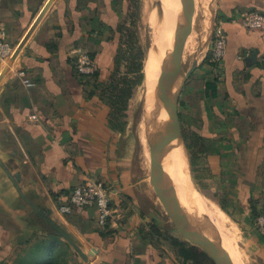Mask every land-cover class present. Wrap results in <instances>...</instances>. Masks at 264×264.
<instances>
[{
	"label": "crops",
	"instance_id": "1",
	"mask_svg": "<svg viewBox=\"0 0 264 264\" xmlns=\"http://www.w3.org/2000/svg\"><path fill=\"white\" fill-rule=\"evenodd\" d=\"M82 1L53 0L0 79V264H23L34 235L57 236L43 216L92 252V264H191L169 237L182 239L148 233L160 207L135 170L132 151L120 147L121 133L108 125L107 106L90 94L94 80L81 82L76 73L77 54L89 52L98 65L96 81H106L118 47L111 0ZM46 2L0 0V23L12 47ZM252 10L264 13V0H215L213 21L225 33V53L208 66L206 82L216 79V97L203 94L190 130L202 141L199 189L235 230L239 260L264 264V237L254 224L264 212V28L240 23ZM20 72L32 85L23 84ZM85 181L109 188L112 215L105 227L98 226L95 208L59 211Z\"/></svg>",
	"mask_w": 264,
	"mask_h": 264
},
{
	"label": "rangeland",
	"instance_id": "2",
	"mask_svg": "<svg viewBox=\"0 0 264 264\" xmlns=\"http://www.w3.org/2000/svg\"><path fill=\"white\" fill-rule=\"evenodd\" d=\"M111 2V17L114 20V25H124V27L128 28L129 30L135 31L138 43L142 47L145 54V64L152 32L151 15L154 9L157 7L158 1L111 0ZM194 6L195 9L192 31L187 38V44H185L186 47H184L181 67L183 71H187L191 67L194 60H196V67L184 82L178 97V113L181 131H190V126L193 124V119L195 120L196 115H198V111L201 107L200 101L202 100L203 94L205 93L203 92V86L206 80L209 78L207 72V70H209L208 66L210 68H214L215 65L220 61L214 60L212 56V47L215 37L214 30L216 28L214 26L215 21H213L215 19V0H194ZM117 36L119 42L120 35L118 34ZM121 71L123 72L124 69L122 68ZM180 83L181 78L179 79V85ZM148 106H152V108L155 109V113L150 112ZM191 112H195L196 115L193 114L192 116ZM150 114H152L154 117V122H159L158 118L160 115L158 114L156 107L151 102H149L143 76L142 83L134 89L132 98L128 102V108L125 117L126 126L124 131L120 134L119 145L121 148H128L132 151L135 170L141 173V175H143L146 180L148 179L149 170L148 142L152 141L158 134V132L152 134V127L149 121ZM182 154L184 157L181 159V170L183 173H186L194 187L192 203L195 202L196 204H202L201 209H196L195 212H193L195 216V219H193L194 224L197 227H202V231L213 240L220 241L228 250L230 255H232L234 261L237 264H241L236 252H234V249L240 248L242 246L235 230L229 223L224 222V220L221 218V214L213 204V199H211V197H207L205 193L199 189L195 176V168L194 172H191L186 148L182 151ZM186 160L187 163H185ZM149 187L151 188L150 185ZM186 193L187 192L184 187V196H187ZM153 199L157 205L160 206V202L154 196V194ZM158 214V221L154 225L155 231H152L153 235L156 236V232L164 234L165 236H168L169 233H172L182 239L173 231V226L164 213L162 207L161 212ZM182 240L185 241L184 239ZM77 261H79L77 264H85L81 259Z\"/></svg>",
	"mask_w": 264,
	"mask_h": 264
},
{
	"label": "water",
	"instance_id": "3",
	"mask_svg": "<svg viewBox=\"0 0 264 264\" xmlns=\"http://www.w3.org/2000/svg\"><path fill=\"white\" fill-rule=\"evenodd\" d=\"M52 1L53 0H47L32 27H30L24 38L14 48L10 58L6 62V65L0 72V79L6 72L8 66L15 60L33 27L47 11ZM180 5L184 20L182 36L180 42L173 51L172 66L165 74L161 87L156 91L160 105L165 111L168 120L164 128L158 132L156 137L152 141L148 142L149 170L148 179L146 180L145 178V180L148 186H151V188L149 187L151 192H153L154 196L159 200L160 206L171 222L173 231L176 234H178L190 245L198 247L201 251H203L213 264H237L232 258V255H230L228 250L220 241L213 240L206 233L203 234L186 218L180 203L178 202L176 192L166 180L162 169L161 161L164 149L173 139L177 137L181 138L182 131L178 113V97L184 82L196 67V60L193 61L191 67L187 71H183L181 67L184 47L187 38L192 31L195 9L194 0H180ZM179 77L181 78V83L180 85H177L174 91L173 87ZM43 219L50 227V229H48L50 233L61 237L68 245H70L72 250L85 264H92L90 261V257L93 256L92 252L84 253L80 246L75 242L73 236L68 233L66 229L59 226L46 216H43ZM240 263L243 264L241 261Z\"/></svg>",
	"mask_w": 264,
	"mask_h": 264
},
{
	"label": "trees",
	"instance_id": "4",
	"mask_svg": "<svg viewBox=\"0 0 264 264\" xmlns=\"http://www.w3.org/2000/svg\"><path fill=\"white\" fill-rule=\"evenodd\" d=\"M114 31L120 35V38L113 58V69L104 82L96 81L98 72L90 78L94 80L91 83L90 94L97 95L107 106L110 128L122 133L126 126L128 102L132 98L134 89L143 81L145 54L138 43L135 31L129 30L124 25H114ZM80 80L83 82V77H80ZM216 82L215 78L205 82L206 97H216ZM181 138L188 153L191 172H194L198 161L197 154L201 150V138L192 130L182 131ZM154 228V225H150L148 233L155 231ZM169 240L177 248L178 255L191 261V264H213L198 247L173 237H169ZM25 257L23 264H77V255L69 245L60 241L59 237L49 234L34 235V241Z\"/></svg>",
	"mask_w": 264,
	"mask_h": 264
},
{
	"label": "bare ground",
	"instance_id": "5",
	"mask_svg": "<svg viewBox=\"0 0 264 264\" xmlns=\"http://www.w3.org/2000/svg\"><path fill=\"white\" fill-rule=\"evenodd\" d=\"M157 1V7L154 9L151 15L152 32L150 45L144 64V83L148 99L149 102H151L156 107V110L160 115L158 118L159 122H154V117L152 114L149 116L152 134L161 131L168 120L165 111L160 105L156 91L161 87L165 74L172 66L173 51L180 42L184 24L180 0ZM179 79L180 77L177 79L173 90L179 84ZM148 107L150 112L155 113V109L152 108V106ZM183 150H185V147L181 138L177 137L173 139L163 151L161 164L165 178L174 188L178 202L180 203L186 218L191 222L192 225L196 226L193 221V219H195L193 212H195L196 209H201L202 204H196L194 201L193 202L195 204L192 203L194 187L186 173H183L181 170V159L184 157L182 154ZM185 163H187V160ZM184 187L186 189L187 196H184ZM196 228L205 234L202 231V227L196 226Z\"/></svg>",
	"mask_w": 264,
	"mask_h": 264
},
{
	"label": "built area",
	"instance_id": "6",
	"mask_svg": "<svg viewBox=\"0 0 264 264\" xmlns=\"http://www.w3.org/2000/svg\"><path fill=\"white\" fill-rule=\"evenodd\" d=\"M241 25L248 30H260L264 28V13L252 10L244 13L240 18ZM214 42L212 47L213 59L219 61L225 53L226 36L222 28L214 30ZM14 47L6 40V32L0 23V64H4L10 58ZM74 67L79 77L90 79L98 72V65L89 52L78 53ZM22 82L26 86L32 85L23 73H19ZM95 208L97 212V224L105 227L112 215L109 198V188L102 181H85L74 187L67 196L66 203L59 207L62 214H70L74 209ZM254 224L264 237V212L254 217Z\"/></svg>",
	"mask_w": 264,
	"mask_h": 264
}]
</instances>
